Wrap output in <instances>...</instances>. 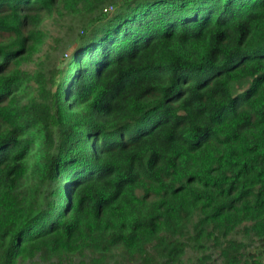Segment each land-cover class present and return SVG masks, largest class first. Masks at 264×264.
I'll return each mask as SVG.
<instances>
[{"label": "trees", "instance_id": "16d2710c", "mask_svg": "<svg viewBox=\"0 0 264 264\" xmlns=\"http://www.w3.org/2000/svg\"><path fill=\"white\" fill-rule=\"evenodd\" d=\"M0 264H264V0H0Z\"/></svg>", "mask_w": 264, "mask_h": 264}, {"label": "rangeland", "instance_id": "374dc122", "mask_svg": "<svg viewBox=\"0 0 264 264\" xmlns=\"http://www.w3.org/2000/svg\"><path fill=\"white\" fill-rule=\"evenodd\" d=\"M110 9H111V8H110ZM110 9H109V10H110ZM65 57H66V56H65ZM33 67L36 69V66L33 65Z\"/></svg>", "mask_w": 264, "mask_h": 264}]
</instances>
